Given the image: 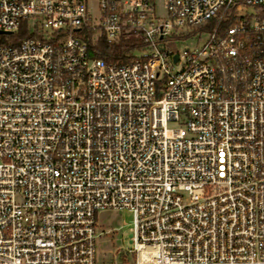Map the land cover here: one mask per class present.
<instances>
[{
  "label": "built area",
  "instance_id": "obj_1",
  "mask_svg": "<svg viewBox=\"0 0 264 264\" xmlns=\"http://www.w3.org/2000/svg\"><path fill=\"white\" fill-rule=\"evenodd\" d=\"M261 5L0 0L2 35L30 31L0 44V264H264ZM132 32L128 62L92 57ZM107 209L134 213L111 262Z\"/></svg>",
  "mask_w": 264,
  "mask_h": 264
},
{
  "label": "rangeland",
  "instance_id": "obj_2",
  "mask_svg": "<svg viewBox=\"0 0 264 264\" xmlns=\"http://www.w3.org/2000/svg\"><path fill=\"white\" fill-rule=\"evenodd\" d=\"M248 12L253 14L255 9H250ZM200 32L201 30H190V35L184 37L180 32L174 31L172 37L177 40L178 51L183 54L186 49H191L203 43L206 35L200 38ZM17 34L18 32L15 33V35ZM11 37L13 36H0V44H4L3 41L9 40ZM97 220L98 232L101 235L97 242L100 261H114L116 252H126L132 248L131 237L134 234V213L132 211L127 209L100 210Z\"/></svg>",
  "mask_w": 264,
  "mask_h": 264
},
{
  "label": "trees",
  "instance_id": "obj_3",
  "mask_svg": "<svg viewBox=\"0 0 264 264\" xmlns=\"http://www.w3.org/2000/svg\"><path fill=\"white\" fill-rule=\"evenodd\" d=\"M256 17L259 20H264V6H257L255 8ZM232 23L227 24L230 26ZM214 25V21H211L206 25L203 30H210ZM11 39L3 41L4 44H18L22 39L30 36L29 27L24 23L18 34L12 35ZM142 37L140 33L132 32L124 36L120 43L110 44L106 39L102 38L100 42L95 46H90V50L93 58L103 59L107 62H128L129 56L136 50L143 47Z\"/></svg>",
  "mask_w": 264,
  "mask_h": 264
},
{
  "label": "water",
  "instance_id": "obj_4",
  "mask_svg": "<svg viewBox=\"0 0 264 264\" xmlns=\"http://www.w3.org/2000/svg\"><path fill=\"white\" fill-rule=\"evenodd\" d=\"M6 34V32L0 31V35ZM176 60H178V56L176 57Z\"/></svg>",
  "mask_w": 264,
  "mask_h": 264
}]
</instances>
